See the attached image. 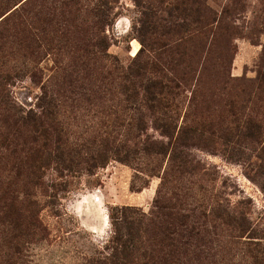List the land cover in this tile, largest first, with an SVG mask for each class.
<instances>
[{
    "label": "rangeland",
    "instance_id": "1",
    "mask_svg": "<svg viewBox=\"0 0 264 264\" xmlns=\"http://www.w3.org/2000/svg\"><path fill=\"white\" fill-rule=\"evenodd\" d=\"M261 71L264 0H0V264L107 257L121 207L126 264H264ZM165 76L170 137L139 99Z\"/></svg>",
    "mask_w": 264,
    "mask_h": 264
},
{
    "label": "trees",
    "instance_id": "2",
    "mask_svg": "<svg viewBox=\"0 0 264 264\" xmlns=\"http://www.w3.org/2000/svg\"><path fill=\"white\" fill-rule=\"evenodd\" d=\"M146 15V13H145ZM153 20L149 21V27L154 31L157 30L158 24H160V16L153 12ZM157 15V16H156ZM157 19L155 20V18ZM162 19V18H161ZM165 82H161L156 79L151 81L150 84H146V91H141L142 95L139 97L141 106L145 108L149 114L152 115V120L155 123V127L160 130L162 135L166 137L171 136V130L173 128V117L168 115V96L178 95L179 85L173 78L165 76ZM259 84L264 86V71L258 73ZM151 88L159 91H151ZM140 93V92H139ZM135 92L129 95V97H137ZM261 125L253 122L243 121L241 125H237L235 128V134L240 138L258 139L260 137ZM151 145L156 147V150L161 151L164 147L163 142L155 141ZM264 147V146H263ZM261 148L262 151L264 148ZM93 160V159H91ZM100 160V159H99ZM101 162V161H100ZM58 163L61 166H69L64 162L62 158H58ZM113 211V210H112ZM110 212V219L112 225V235L108 247L111 252L106 257H99L91 264H126L131 258V262L134 260V250H138L140 244L139 232L140 221L136 220L129 215V213L135 212L131 207L117 208L115 213ZM119 213V214H118ZM173 250H170V252ZM134 264H156L155 260L151 256L150 251L143 249L136 257Z\"/></svg>",
    "mask_w": 264,
    "mask_h": 264
}]
</instances>
